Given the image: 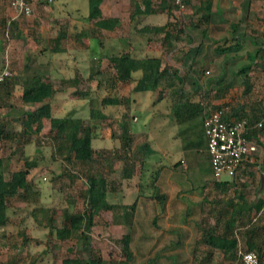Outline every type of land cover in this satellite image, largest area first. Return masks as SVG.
I'll return each mask as SVG.
<instances>
[{
	"label": "trees",
	"instance_id": "1",
	"mask_svg": "<svg viewBox=\"0 0 264 264\" xmlns=\"http://www.w3.org/2000/svg\"><path fill=\"white\" fill-rule=\"evenodd\" d=\"M103 1L89 0L88 18L92 20L93 26L88 30L79 31L77 33L79 39L84 36H91L92 38H97L98 43L103 44L102 29H113L118 24V17L105 16L103 14L101 7ZM189 1L186 0L187 5ZM213 4V0H200V4L193 6L194 14L192 16H198V20L194 24L192 23V26L200 27L203 22L204 26L201 29L203 35H206L210 29V22L214 14ZM172 8L173 4L171 1L168 6L169 15L173 13ZM186 16L183 14V24L175 18L162 25H145L140 29V33L151 48L158 47L161 50L173 47L175 45L174 42H176L174 40H182L183 34H186L189 41L193 42L195 36L189 32L190 28L186 22ZM174 17L176 16L173 13ZM17 23L18 20H13L14 25H17ZM240 25L239 21L231 22L232 33ZM246 27L247 30L253 29L255 31L254 36L257 37L260 28H254L251 25ZM67 34L68 31L65 29L57 34L54 38L55 44L50 48L52 52L65 50L61 42ZM248 35L250 34L247 32L236 34L229 44L226 42L229 39L226 36L223 39L224 44H219L216 50L229 56L232 51H237L241 47L242 39ZM255 37L253 41L258 44L259 42ZM195 47L190 50V53H193L190 58L192 60L188 61L189 57L182 60L186 64L190 63L189 67H192L191 63L196 61ZM197 47L199 49V45ZM101 51L102 55L99 58L107 59L113 70L104 71L99 66L95 69L97 58L91 56L92 69L88 76L90 80H93L95 75L104 76V86L110 90V93L100 98H95L90 88L85 90L79 87L82 77H86L84 71L80 73L76 71L75 75L71 77L61 76L60 83L56 84L53 78L47 79L45 76L49 69L41 68L40 66L32 68L30 55L27 56V61L21 73L9 75L0 81V142L5 143L22 137V142L18 145L24 154L23 167L11 171L8 176L6 175L5 159L0 156V226L9 222V206L12 198L18 196L26 201L38 199L37 196L40 192L35 188L34 180L30 177V173L33 168L40 166L41 162L38 156L30 157L26 155L25 149L21 144L25 146L33 142L34 139H37L38 145L41 144V139L37 134L42 132L45 126V119L50 121V133H52L53 138L60 140L66 149L64 159L70 165L66 171V174L69 175L68 181L74 184L76 178H83L84 187L81 188L80 193L84 197V207L78 210L73 209L70 205L76 203L77 199L69 195L67 201L70 204L63 207L61 225H57L54 221L52 208L41 207L40 212L38 210L33 211L34 216L40 223L43 219L47 220L48 233L47 239L44 240L46 244L45 252L50 254L53 259H61V264H129L134 257L132 248L133 225L138 204V192L134 191V188L139 186V190L143 191L142 177L146 160H144L145 158L139 159L138 157L140 156L134 148V136L130 131L129 125V121L132 119L129 111L134 97L133 94L123 95L119 92L122 84H131L133 92L155 91L157 94L155 102L165 97L168 98L170 100L169 103L172 105L171 116L177 123H186L187 126L190 125L194 130L197 131L198 129L200 136V126L203 124L205 132L204 119L208 109L203 101L205 102L211 98L212 88L205 90L200 99H195V95H191L190 91L185 89L187 74L180 72L173 65L165 64L162 54H137L126 45L116 49L107 48L103 45ZM263 54L264 45H258L253 50L247 51V55L252 61ZM4 65L5 63L0 67V71ZM251 66V64H248L239 68V72L244 78L245 93H248L253 87L251 76L248 74ZM100 80L102 81V79ZM98 83L100 84V82ZM18 86H21L20 99L23 104H18L13 100ZM68 87H74V94L89 98L90 120L88 122L73 112H69L66 115H56L54 113L53 97L58 91L65 90ZM227 90L224 80H219L215 94L218 101L223 99ZM47 98L49 99L47 100ZM28 102L35 106L32 108L24 107V104ZM3 105L9 107L4 113L1 110ZM106 105H114V107L119 108L124 106L125 108L124 119L118 121L122 129L119 136V147L117 146L114 151L107 149L105 151L103 149L98 150L94 143V139L99 136L95 131V126L100 125L103 119L110 116L104 110ZM215 108L223 109V118L225 119L233 117L237 119L247 118L250 125L247 135L255 137L260 144L264 136V104L262 102L256 104L252 112L247 111L245 104L238 103L230 106L228 101L212 104L211 109ZM260 122H262L261 125L259 124ZM185 129L187 130V127ZM185 129H182L183 132ZM205 135L208 145L206 132ZM105 152H107V155ZM105 156L110 157V162L106 168H102L100 163ZM116 160L120 161L121 166L119 181L109 173L112 163ZM257 162L258 160L248 162L246 165L249 166L251 164L253 166ZM175 165L178 169L179 162ZM261 169L264 176V165ZM249 171L252 179L255 180L254 170ZM237 172L231 176V179H220L213 173L215 179L211 185L214 188V195L212 197L205 195L202 199L196 200L192 198L189 200L187 206L188 215L192 214L193 210L195 211V206H200L203 213V218L196 219V224L201 228V235L196 238L192 248L194 260L197 264H227L226 262L241 260L240 249L243 248V250H255L260 257L261 264H264V186H262L260 181L261 187L258 186L257 189L259 190L263 187L262 195L259 194L256 198L250 199V194H248L247 190L249 183L246 181L247 179L244 180L243 177H239ZM135 177L138 178L137 184L134 182ZM152 185L155 191L151 194V197L164 202L168 198V193L163 192L155 183ZM205 185L207 186V184ZM129 189H132L131 192H128ZM119 191L122 193L121 196H129L132 193L133 200L121 204L111 200L110 196H116ZM228 192H232V195L224 198L223 195ZM119 207L121 208V222L126 223L130 229L124 232L120 238L124 257L120 258L112 255L110 258H106L95 248L92 230L96 224L97 216L102 211L116 210ZM39 214L42 215L41 218ZM256 216L258 218L262 217L260 224L256 223ZM74 237L81 241L86 255L73 254L71 252L73 247H70L68 252L62 251L57 240H66ZM36 242L42 243L43 240L36 238Z\"/></svg>",
	"mask_w": 264,
	"mask_h": 264
},
{
	"label": "rangeland",
	"instance_id": "2",
	"mask_svg": "<svg viewBox=\"0 0 264 264\" xmlns=\"http://www.w3.org/2000/svg\"><path fill=\"white\" fill-rule=\"evenodd\" d=\"M104 4V12L106 14L115 12L122 14V18L126 19V9L123 8L124 3L120 0H108ZM248 4L245 2L239 7L234 6L232 12H227L229 18L237 19L234 21L241 23L233 33L228 20L218 19L210 27L206 35L201 33V29L204 26L203 22L200 24V27L192 26V23L197 22L198 16H192L194 9L187 6L185 16L189 15L186 16V22L190 28L189 32L195 36L193 42H190L188 36L183 34L182 40H175L174 46L176 48H166L162 50V55L165 64H169L170 60L180 62L183 59H188V57V61H190L192 60L190 58L193 56L190 50L196 46V61L191 63V65H197L199 77L206 76L204 77L206 84L210 87L216 82L218 85L219 80H224V84L228 88L226 95L219 102L228 101L230 106L242 103L245 104L247 111L252 112L256 104L260 102L264 104V54L252 61L247 55V51L253 50L258 45H264V0H251L250 4ZM89 9V0H54L48 3H36L34 11L30 15L21 14L16 16V13L10 7V0H0V67H2L3 63H9L13 74L17 75L24 69L27 56L30 55L32 58V68L40 66L41 68L49 69V72L45 76L47 79L53 78L56 84L60 83L61 76L71 77L75 75L76 71H79V73L84 71L86 77H82L79 87L85 90L90 88L95 98L107 95L110 93V90L104 86V76L95 75L93 80L88 79L90 70L92 69L91 56L97 58L95 69L99 66L104 71L113 70L107 59L99 58L102 55V44L100 42L98 43V39L96 41L91 36H84L80 39L77 36L79 31L83 29L88 30L93 26L92 20L88 18ZM179 15L181 18L177 16L174 19L176 18L183 24V14ZM13 20H18L17 25L13 24ZM247 25L260 28L257 37L254 36L255 31L253 29L247 30ZM123 28H125L124 25L119 27L115 35H112V31H105L106 33L101 32V36L103 37L102 43L104 44L106 42L108 48L116 49V46L122 43L118 35L123 32ZM63 29L68 31L67 36L61 42L65 50L52 52L50 48L55 44L54 38ZM242 32H247L250 35L242 39V45L237 51H232L228 56V54L225 55V53L216 50L219 44H224L223 39L226 36L229 38L226 41L229 44L232 38H234L233 36L241 34ZM252 36L257 38L258 44L253 41L254 37ZM197 45H199V49ZM35 56L36 58H34ZM248 64L252 65L248 74L251 76L253 87L248 93H245L244 78L240 74L239 68ZM208 69L211 71L207 72L206 70ZM120 87L119 92L121 94H129L128 89L131 87L129 83H124ZM17 89L13 100L20 104L22 103L20 99L22 92L21 86H18ZM73 91L74 87H68L56 93L52 100L54 113L56 115H66L69 112H73L88 122L90 120L89 98L74 94ZM140 94L144 101L136 104L137 106L132 107L131 110L132 113L136 112L140 118L137 121L131 119V124L135 128L139 125L145 126L144 123L147 122L145 128L147 133L143 132L141 135L138 134L134 147L140 156L137 157L139 159L145 158L144 160H146V165L143 170L144 175L142 177V192L149 193L151 196V193H153L152 184L156 181L154 178L157 172L160 171V168L165 167L163 171L170 174L172 178L173 176L175 177V184H181L179 189L185 197L184 199L180 198L178 201L175 200V203L182 204V206L180 205V209H185L188 206L189 200L192 198L196 200L202 199L205 195L212 197L214 195L213 187L207 186V190L200 186L202 183L200 179L211 177L212 172L208 167V159H206L207 155L202 146L199 130L197 129L192 137L198 143L193 142L191 145H188L189 140H185L186 134L184 132L181 133L178 131L175 136L169 137L172 125L170 124L168 116H158L154 120H147L149 106L151 105L150 107H152V104L156 101L155 97L157 98L156 92L141 91ZM215 94L216 90L212 88V98H215ZM169 101L168 98L162 100L154 110L159 112V110L166 108ZM34 106L31 102L24 104L26 108H32ZM104 107L111 109V105ZM8 108V106L3 105L1 110L4 113ZM112 108L119 109V107L114 106ZM109 118L110 116L108 119L106 117L101 121L100 125L95 126V131L99 136L94 139V143L98 150L103 149L105 151L107 149L114 151L119 145V136L122 129L118 122H115V120L111 121ZM111 129L115 130V143L111 135ZM50 131V121L49 119H45V126L42 132L37 134L41 139V144L38 145L37 139H34L33 142L25 146L21 144L25 149L26 155L30 157L38 156L41 162L40 166L33 168L30 173V177L34 180L35 188L39 190L40 194L37 196L38 199L33 201H26L18 196L11 199L9 222L0 226V264H61V259H53L50 254L45 252L46 244L44 240L47 239L48 233L47 220L43 219L40 223L34 216L33 211L38 210L40 212L41 207H50L53 209V212H51L53 213L54 221L57 225H61L63 207L70 204L67 201L69 195L77 199L76 203L70 205L73 209L78 210L84 207V197L80 193L81 188L84 187L82 183L83 178H76L74 184L68 181L69 175L66 174V171L70 165L64 159L66 149L60 140L53 138ZM159 137H161V150L151 151V148H155L157 140L159 141L160 139ZM21 140L22 137L5 143L0 142V156H3L5 159L7 176L11 171L21 168L24 165V154L18 145L22 142ZM184 146H188L189 149H185ZM107 152H105L106 155ZM181 157L189 164V168L178 167L175 173L167 169V163L169 164L170 160H179ZM109 158L105 156L101 160L100 166L102 168L108 166L110 162ZM254 158L256 160L261 159V162L264 163V136L260 141L258 152L254 154ZM160 162H165V165H160ZM255 168L256 173L261 172L260 167ZM109 173L117 181L120 180L121 166L119 160L112 163ZM223 176L227 177L228 174H223ZM131 190L129 189L128 192H131ZM121 194L119 191L117 196H110V198L118 202V204L133 200L132 193L129 196H121ZM224 195L223 197L226 198L227 196H231L232 192ZM150 196H145L144 201L146 202L148 200L147 203H150L153 200V197ZM120 211V207L116 210L102 211L97 216L96 224L92 230L93 244L106 258H110L112 255L119 256L120 258L124 257L120 238L124 232L130 229L126 223L121 222L122 216ZM180 215L184 214H178V216ZM186 215L189 216L187 212ZM39 217L41 218L42 215L39 214ZM200 218H203L202 209H200V206H195V211L193 210L188 220L194 227V233L191 232L194 242L198 238V235H201V228L194 220ZM255 221L260 224L262 217H259ZM196 230L197 233L195 232ZM133 233L132 248L134 250V257L129 264H197L193 255L192 258L181 262H172L169 258L160 259L156 252L163 253V251H166L169 253L171 249L168 246L163 248V246H154L151 243L144 246L139 245L136 229ZM36 238L42 239L43 242L37 243ZM57 242L64 252H68L69 248L73 247L71 251L73 254L86 255L81 241L75 237L66 240H57ZM193 245H182V248L185 249L186 253L191 252L193 254ZM226 263L243 264L240 259L235 262Z\"/></svg>",
	"mask_w": 264,
	"mask_h": 264
},
{
	"label": "crops",
	"instance_id": "3",
	"mask_svg": "<svg viewBox=\"0 0 264 264\" xmlns=\"http://www.w3.org/2000/svg\"><path fill=\"white\" fill-rule=\"evenodd\" d=\"M107 1L108 0H104L101 4L103 14L105 13L104 3H106ZM120 1L124 3L123 8L126 9L125 14H127V17H126L127 20L122 18L123 17L121 16L122 14H117L115 12L114 13L111 12L108 14L105 13L104 14L105 16L118 17L119 22L115 28L113 29L104 28L102 29L101 32L106 33L105 31H112L113 32L112 35H115V32L119 30V27L124 25L125 28H123V32H121L118 35L121 38L122 43L121 45H117L116 48H122L123 46L126 45L132 48L134 52L137 54H148V53L162 54L163 53L162 50L159 49L158 47L151 48L149 46V43H147V41L143 38L144 36L140 33V29L145 25H162V24H165L169 20H174L173 18L174 12L172 11L173 13L171 15H169V12H168V6L170 5L171 0H120ZM213 2H214L213 4L214 14L211 19L210 27L213 26L216 20L218 19L228 20L230 23L234 22V20H237V19L229 18L228 16L229 14L227 12L229 11L232 12L234 10L233 8L234 6L239 7L245 2L250 4V0H213ZM198 4H200V0H190L188 3V6H190V8L193 9V6L198 5ZM94 40L97 41V38H95ZM103 45L104 47L108 48V44L106 42L102 44L101 46ZM172 48H176V46L171 47L169 49H172ZM169 64L173 65L174 67H177L180 70V72L184 71V73L187 74V77H186L187 81L185 84V89L187 91H190L191 95L194 94L195 99H200L203 95V92L205 90H209L210 88H213V86H214V89L215 88L217 89V86H218L216 84L217 82L210 87L206 84V81L204 78L206 76L199 77L196 64L193 65L192 67H189L190 63L186 64L182 61L177 62L176 60H170ZM186 70L188 71L186 72ZM210 71L211 70H209V72ZM130 86L132 87L131 84ZM131 87L130 89H128L129 94L127 95L133 94L134 101L131 104V109L129 112H130V116L132 117L133 121H137L140 118L139 115H137L136 112L132 113L131 110H132V107H136L137 106L136 104H139L140 102L144 101V99L140 94L141 91L133 92ZM146 92H149V91H146ZM212 97L213 96L211 95V98L209 99L210 101L207 100V103H208L206 107L207 109H211L212 104H217L219 102L216 96L215 98H212ZM165 99L166 97L162 100H165ZM162 100L157 101V102L153 100L154 101V103L152 104L153 106L152 107H150L151 105L149 106V111L147 113V120L149 119L154 120L155 117H158V116L162 117L166 115L168 116L170 120V124L172 125V128L170 129V132H169V137L175 136V134H177L178 131L183 132L182 129H185L187 127V130L186 129L184 130V134H186L185 140H189L188 145H191L193 142L198 143V141H194L192 138L193 137L192 134L196 130L190 127V125L187 126L186 123L179 124L177 123V121L174 120V118H172L171 116L172 105L170 103L168 104V106H166V108L162 107L164 109L159 110V112L154 110L157 104L161 102ZM113 106L114 105H111V109H107V108L104 109L106 113L110 114L109 119H111V121L115 120V122L123 120L124 119L123 113L125 110L124 106L120 107L119 109L112 108ZM129 122H130L129 124L130 131L134 136V144H136V139L138 138L137 137L138 134L141 135V133L143 132L147 133L145 129L147 126V122L144 123L145 126L139 125L138 127H135V128H133L131 124V120ZM202 125L200 126L201 127V137H202L201 142H202V146L205 149V152L207 155L206 159H208L207 163H208V167L211 169L212 176L207 179H203V178L200 179V182H202L200 186L208 190L207 186L212 187L211 184L213 180L215 179V177L213 175V171H212V167L210 163V157H209V152L207 148V137L205 135ZM113 134L115 136V130L111 129V135L115 143V138ZM159 138L160 139L159 141L157 140L155 148H151V151H154L157 149L161 150L162 148L161 137ZM184 148L189 149L188 146H184ZM181 160H183V157L175 161L170 160L169 164L167 163V166H168L167 169L172 170L175 173L177 166L174 164L179 162L178 167H184L181 163ZM255 161L256 160H249V159L245 160L242 163V165L239 167L238 172H237L239 177H243L244 180L247 179L246 181H248L249 183L247 186V190L249 192L248 194H250V197H249L250 199L256 198L258 194L262 195L263 187L260 188L259 190L257 189L258 186L261 187L260 181L262 182V186H264V176L262 175L263 170L261 169L264 163L261 162V159H258V162L255 163L253 166L251 164L249 166L246 165L248 164V162H255ZM161 164L165 165V162H160V165ZM255 167H260L261 172L256 173ZM187 168H189L188 163H187ZM163 169H165V167L160 168V171L157 172V175L154 178V180H156L155 184L158 187H160L163 192L168 193V198L164 202L160 201L159 199L152 198L153 200L150 203H147L148 200H146L145 202L144 199H145V196H150V194L140 191L139 186L134 188V191L138 192L137 193L138 204L136 208V217H135L133 228L134 230L136 229L137 238L139 239L138 241L139 245L144 246V245L151 243V245H154V246L159 245V247L163 246V248L168 246V248L171 249L170 252L168 253L166 251L165 252L163 251V253H159L158 251L156 252L158 257L160 259L169 258L172 260V262H181L188 258L189 259L192 258L193 254L191 252L186 253L185 249L182 248V245L184 246L193 245L194 240H193L192 233H194L193 232L194 227L188 221L190 219V215L189 216L186 215L187 207L185 209H180V205L182 206V204L175 203L176 201L180 200V198L184 199L185 197L183 193L181 192V190L179 189V186L181 184L178 183V185H176L175 177L173 176L172 178V176L164 172ZM252 169L254 170L255 175H256L255 180L252 179V176L249 173L250 172L249 170H252ZM222 179H231V176L230 175H228L227 177L222 176ZM134 182L135 184H137L138 182V179L136 177L134 178ZM205 184H207V186ZM154 191H155V188L153 186L152 192ZM178 214H184V215L178 216ZM194 222L196 223V220H194ZM195 232L197 233V230ZM199 236L200 235H198V237ZM133 239H134V235H133ZM133 239H132V243H133Z\"/></svg>",
	"mask_w": 264,
	"mask_h": 264
},
{
	"label": "built area",
	"instance_id": "4",
	"mask_svg": "<svg viewBox=\"0 0 264 264\" xmlns=\"http://www.w3.org/2000/svg\"><path fill=\"white\" fill-rule=\"evenodd\" d=\"M52 1L10 0V7L16 13V16L21 14L30 15L34 11L36 3ZM171 1L174 16L181 17L179 14L186 13L188 6L186 0ZM12 74L10 64L5 63L0 71V81ZM203 103L207 106V101H203ZM259 124L261 125L262 122ZM249 126L247 118H223V109L221 108L206 111L204 127L208 136L207 148L210 154L211 167L217 178H222L223 174L232 176L245 160H255L254 154L258 152L260 144L255 137L247 135ZM182 165L187 167L185 160H182ZM256 219H258L257 216ZM240 257L243 264H261L260 257L255 250L240 249Z\"/></svg>",
	"mask_w": 264,
	"mask_h": 264
}]
</instances>
